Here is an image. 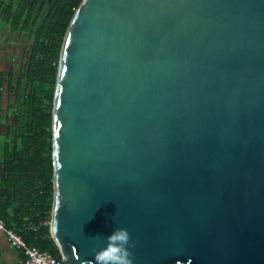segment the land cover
Listing matches in <instances>:
<instances>
[{
	"label": "water",
	"instance_id": "obj_1",
	"mask_svg": "<svg viewBox=\"0 0 264 264\" xmlns=\"http://www.w3.org/2000/svg\"><path fill=\"white\" fill-rule=\"evenodd\" d=\"M52 106L59 264H264V0H82Z\"/></svg>",
	"mask_w": 264,
	"mask_h": 264
},
{
	"label": "trees",
	"instance_id": "obj_2",
	"mask_svg": "<svg viewBox=\"0 0 264 264\" xmlns=\"http://www.w3.org/2000/svg\"><path fill=\"white\" fill-rule=\"evenodd\" d=\"M81 2L19 0V7L4 8L0 0L6 18L0 25L31 40L18 75H6L14 102L8 106L13 120L5 130L0 125V220L28 246L56 259L47 223L53 204L52 103L63 38Z\"/></svg>",
	"mask_w": 264,
	"mask_h": 264
},
{
	"label": "crops",
	"instance_id": "obj_3",
	"mask_svg": "<svg viewBox=\"0 0 264 264\" xmlns=\"http://www.w3.org/2000/svg\"><path fill=\"white\" fill-rule=\"evenodd\" d=\"M17 33L18 32H13L8 26L0 27V75L5 76L2 79L0 78V92L2 88L5 87V81H7L6 86H8V78L6 75L11 71H14L15 76L19 73V69H15L16 60H18L19 57H17V59L14 58L18 55V52H16L17 50H9L8 47V41L14 38ZM14 43L16 44V42ZM22 262V253L13 249L6 241L4 234L0 231V264H22Z\"/></svg>",
	"mask_w": 264,
	"mask_h": 264
},
{
	"label": "rangeland",
	"instance_id": "obj_4",
	"mask_svg": "<svg viewBox=\"0 0 264 264\" xmlns=\"http://www.w3.org/2000/svg\"><path fill=\"white\" fill-rule=\"evenodd\" d=\"M14 39V40H13ZM19 40V41H18ZM15 41H18V43L16 42V44L14 43ZM9 46L11 45L14 46V50H17L16 52H18V55L14 58L17 59V57H19V61L16 60V68L15 69H19V71L21 70V67L25 61V57L27 54V50L31 45V40L28 39V37L26 36V34H17L14 38H12L10 41H8ZM11 44V45H10ZM19 62V65H17V63ZM19 68H18V67ZM18 71V70H16ZM7 81H5V87L2 88L1 92H0V125L2 130H5L6 126H7V121L9 120H13V112L12 110L8 109V106L10 104H13L14 102V92L13 94H9V90H8V86H6ZM24 87L22 88V92L21 94H24Z\"/></svg>",
	"mask_w": 264,
	"mask_h": 264
},
{
	"label": "built area",
	"instance_id": "obj_5",
	"mask_svg": "<svg viewBox=\"0 0 264 264\" xmlns=\"http://www.w3.org/2000/svg\"><path fill=\"white\" fill-rule=\"evenodd\" d=\"M0 231L4 234V237L10 246L16 251L22 253V264H59L58 262L60 259L54 258L47 252L39 251L33 246H28L19 234L10 228H7L1 220Z\"/></svg>",
	"mask_w": 264,
	"mask_h": 264
},
{
	"label": "clouds",
	"instance_id": "obj_6",
	"mask_svg": "<svg viewBox=\"0 0 264 264\" xmlns=\"http://www.w3.org/2000/svg\"><path fill=\"white\" fill-rule=\"evenodd\" d=\"M128 234L126 230L118 229L110 237H108V242L112 248L120 251L122 247L127 244ZM111 251V249H109ZM106 260L118 259L115 255L105 257ZM123 264H131V261L127 259L125 255L123 258Z\"/></svg>",
	"mask_w": 264,
	"mask_h": 264
},
{
	"label": "flooded vegetation",
	"instance_id": "obj_7",
	"mask_svg": "<svg viewBox=\"0 0 264 264\" xmlns=\"http://www.w3.org/2000/svg\"><path fill=\"white\" fill-rule=\"evenodd\" d=\"M4 8H7V6H11V7H13V6H15V7H19V0H3V5H2ZM6 18H3V14L1 13L0 14V21H3V20H5ZM5 26H7V25H5ZM0 27H2L1 25H0ZM16 32H18L17 34L19 35V31H16ZM11 34H14V33H11ZM11 40V39H10ZM9 40V41H10ZM19 41V40H18ZM18 41H15V42H17L18 43ZM14 48V46L13 45H11L10 47H9V50L11 49V50H14L13 49ZM18 65H19V63H17Z\"/></svg>",
	"mask_w": 264,
	"mask_h": 264
}]
</instances>
